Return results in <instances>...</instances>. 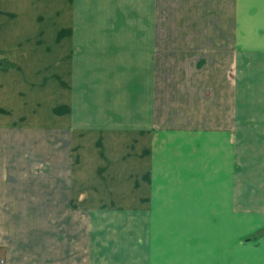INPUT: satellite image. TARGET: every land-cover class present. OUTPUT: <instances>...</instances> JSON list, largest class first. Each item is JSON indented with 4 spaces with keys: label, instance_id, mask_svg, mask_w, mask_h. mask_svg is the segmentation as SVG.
Here are the masks:
<instances>
[{
    "label": "crops",
    "instance_id": "obj_1",
    "mask_svg": "<svg viewBox=\"0 0 264 264\" xmlns=\"http://www.w3.org/2000/svg\"><path fill=\"white\" fill-rule=\"evenodd\" d=\"M0 62V264H264V0H0Z\"/></svg>",
    "mask_w": 264,
    "mask_h": 264
},
{
    "label": "rangeland",
    "instance_id": "obj_2",
    "mask_svg": "<svg viewBox=\"0 0 264 264\" xmlns=\"http://www.w3.org/2000/svg\"><path fill=\"white\" fill-rule=\"evenodd\" d=\"M85 61H90V60L85 59ZM12 66L9 63L8 65H6V67H12ZM99 71H100V74L102 75L103 70H99ZM91 75L92 74H90V72L87 69H85L84 77H85L86 82L88 81L87 79H91L89 78ZM115 88H121V86H118V85L115 86L114 90ZM164 90H165V95L168 98L171 95L170 93H172L171 85H165ZM83 91H84V96H86L87 99L91 100L93 96L97 98V94L94 93L93 85L91 84L83 85ZM93 93L95 95H93ZM115 96H117V93L115 94V92L113 91L109 94L107 93L104 94L105 99H102V97L97 98V100H99L100 103H99V110H96V112H111L112 104H113L111 99ZM103 100H105L104 103H103ZM103 108H106V111ZM118 108L120 109V107ZM85 111L88 112V110L86 109ZM84 118H85V125L89 126L85 129V133H84L85 158L89 160H91L92 158H99L97 162H99L101 166L100 172H103L104 169H107L108 167H110L109 165H111V167H114L120 162L121 154L123 153V148H121V145L124 144L125 142H129L130 139L135 135V133L131 132L130 130L131 126L135 125L134 127V130H135L136 128H139L140 125H145L146 123L150 124L151 126H154L155 124L153 119H150L147 122L148 118L146 117L139 116L137 117V119L136 117L134 119L133 116L129 117L126 114L124 115L120 114V116H117L115 118L107 117L106 115L104 116L100 115V117H97L98 120H96L95 118L94 121L93 119L91 120V116H88V115H85ZM140 118L146 123L145 124L140 123V120H139ZM95 122H98V127H90L92 126V124H95ZM94 130H97V131L95 132ZM96 138H99V140L101 141L97 143ZM115 142L120 145L117 146ZM92 145H94L95 148L92 147ZM135 146H136L135 150L140 151L139 144ZM88 162L91 163V161H88ZM136 167H138V165H136ZM151 167H155V166L151 165ZM120 171H123V170H120ZM120 171H119V168L116 166L115 168H113L112 172L116 173ZM193 178H195L194 175H193ZM196 179L197 180L200 179L198 172H196ZM172 183L174 184L175 182L167 181V180L163 181V184L165 187H172L171 186L173 185ZM210 183H212V181ZM208 187L215 188L213 184ZM251 238H252V235L246 237L245 241L246 239L250 240Z\"/></svg>",
    "mask_w": 264,
    "mask_h": 264
},
{
    "label": "trees",
    "instance_id": "obj_3",
    "mask_svg": "<svg viewBox=\"0 0 264 264\" xmlns=\"http://www.w3.org/2000/svg\"><path fill=\"white\" fill-rule=\"evenodd\" d=\"M8 65L7 63L0 62V66Z\"/></svg>",
    "mask_w": 264,
    "mask_h": 264
}]
</instances>
